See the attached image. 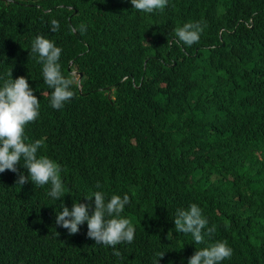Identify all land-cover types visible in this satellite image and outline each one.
Returning <instances> with one entry per match:
<instances>
[{"label": "trees", "instance_id": "16d2710c", "mask_svg": "<svg viewBox=\"0 0 264 264\" xmlns=\"http://www.w3.org/2000/svg\"><path fill=\"white\" fill-rule=\"evenodd\" d=\"M190 22L202 23L199 42L173 43ZM37 35L62 49L66 76L83 72L59 110L31 52ZM10 71L40 100L25 135L62 166L65 192L0 173V264H154L161 252L159 264H188L215 241L232 249L221 264H264V0H168L152 14L130 0H0V86ZM96 191L130 197L121 215L135 237L121 257L86 222L73 235L55 223L62 205L94 207ZM192 203L216 228L203 244L174 227Z\"/></svg>", "mask_w": 264, "mask_h": 264}, {"label": "clouds", "instance_id": "9594fccd", "mask_svg": "<svg viewBox=\"0 0 264 264\" xmlns=\"http://www.w3.org/2000/svg\"><path fill=\"white\" fill-rule=\"evenodd\" d=\"M130 3L139 12L152 14L156 11H163L168 0H130ZM50 24L52 32L59 30V21L52 19ZM79 31H86V26L79 25ZM202 32L201 22L185 23L175 29L176 39L173 43L182 42L190 47L199 42ZM31 52L38 54V62L42 65L43 81L52 89L50 106L53 109H62L65 103L75 95L73 88L79 84V80L77 83L78 76L75 73L66 76L62 72L59 62L62 49L57 47L52 40L37 35L32 41ZM8 76L9 78L4 79L0 86V173L6 170L18 173L16 184L20 185L29 180L39 187L50 184L48 195L59 200L65 192L61 177L62 166L47 155H38L39 150L44 146L42 139L29 142L25 135L27 125L35 122L40 115V100L34 95V90L26 77L20 76L13 79L11 71ZM80 89H82V84ZM21 161L27 170V176L18 172L17 165L21 164ZM96 187L100 188L101 185L98 183ZM93 198L94 207L80 202H73L71 209L62 205L63 210L56 214L55 223L67 229L69 235H73L77 234L80 226L86 222L87 236L96 244L112 247L113 255L121 257L122 253L116 249V246L122 243H132L135 237V227L130 219L121 215L125 206L130 203V197L128 194H124L123 197L112 194L106 200L103 191H96L91 196L85 197L88 201H92ZM207 225L208 220L196 203L190 204L187 209L176 210L174 219L176 231L191 234L196 244L205 243V236L210 237L215 232V225L210 228ZM205 229H207L206 232ZM156 255L158 259L154 261V264H159V260L164 257L165 253L161 252ZM231 255L232 249L227 241H215L203 248H196L194 254L188 258V264H221Z\"/></svg>", "mask_w": 264, "mask_h": 264}, {"label": "water", "instance_id": "95a60500", "mask_svg": "<svg viewBox=\"0 0 264 264\" xmlns=\"http://www.w3.org/2000/svg\"><path fill=\"white\" fill-rule=\"evenodd\" d=\"M75 11H77V10H75ZM70 65H72V62H70ZM72 73H75L76 76H78L79 85H80V87H81V83H80V81H81V79H82L83 72L73 71ZM108 88H109V87L107 86V87H105V88H103V89H108Z\"/></svg>", "mask_w": 264, "mask_h": 264}]
</instances>
